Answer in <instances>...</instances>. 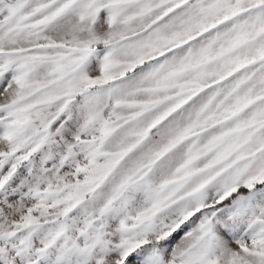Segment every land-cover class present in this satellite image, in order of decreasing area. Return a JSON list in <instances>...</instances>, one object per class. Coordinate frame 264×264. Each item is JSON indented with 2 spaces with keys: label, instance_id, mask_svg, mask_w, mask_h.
Here are the masks:
<instances>
[{
  "label": "snow or ice",
  "instance_id": "obj_1",
  "mask_svg": "<svg viewBox=\"0 0 264 264\" xmlns=\"http://www.w3.org/2000/svg\"><path fill=\"white\" fill-rule=\"evenodd\" d=\"M0 264H264V0H0Z\"/></svg>",
  "mask_w": 264,
  "mask_h": 264
}]
</instances>
